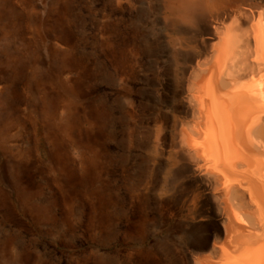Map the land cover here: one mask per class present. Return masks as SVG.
<instances>
[{
    "label": "bare ground",
    "instance_id": "6f19581e",
    "mask_svg": "<svg viewBox=\"0 0 264 264\" xmlns=\"http://www.w3.org/2000/svg\"><path fill=\"white\" fill-rule=\"evenodd\" d=\"M112 4L130 17L98 29V209L152 237L144 264H264V0Z\"/></svg>",
    "mask_w": 264,
    "mask_h": 264
},
{
    "label": "rangeland",
    "instance_id": "374dc122",
    "mask_svg": "<svg viewBox=\"0 0 264 264\" xmlns=\"http://www.w3.org/2000/svg\"><path fill=\"white\" fill-rule=\"evenodd\" d=\"M129 12L112 0H0V264L145 263L152 237L132 240L98 209L97 102L109 93L98 29L115 18L124 38ZM114 145L104 175L123 187L128 148L119 135Z\"/></svg>",
    "mask_w": 264,
    "mask_h": 264
}]
</instances>
